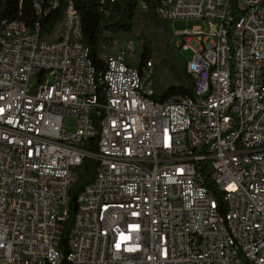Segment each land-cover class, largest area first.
<instances>
[{
    "label": "built area",
    "instance_id": "1",
    "mask_svg": "<svg viewBox=\"0 0 264 264\" xmlns=\"http://www.w3.org/2000/svg\"><path fill=\"white\" fill-rule=\"evenodd\" d=\"M152 2L206 24L172 34L191 96L159 101L131 42L96 70L74 0L0 23V264H264V0Z\"/></svg>",
    "mask_w": 264,
    "mask_h": 264
},
{
    "label": "trees",
    "instance_id": "2",
    "mask_svg": "<svg viewBox=\"0 0 264 264\" xmlns=\"http://www.w3.org/2000/svg\"><path fill=\"white\" fill-rule=\"evenodd\" d=\"M100 0H74L82 21L83 43L89 50V57L94 64L96 70H100L103 66L99 59L98 46L104 39L111 41V36L118 33H130L132 30L133 19L137 8V0H115L113 4H109V0H104L103 4ZM147 4V11L153 13L152 0H142ZM236 0H232L235 5ZM100 7L109 10L107 15L100 12ZM62 9L48 21L45 29L49 31L51 27L59 23L61 19ZM32 12L30 8V0H0V23L2 21L19 20L22 22H32ZM109 34V37H104ZM149 49L142 45L140 55V64L149 60ZM183 82L181 85L167 87L161 95L157 96L159 101L168 99L171 96H191L192 80L183 72ZM95 169V162L87 160L84 162L79 172L78 181L69 194V217L65 222L64 233L62 237V245L65 243L68 229L71 225L73 214L75 212V200L79 191L84 185L89 183Z\"/></svg>",
    "mask_w": 264,
    "mask_h": 264
},
{
    "label": "rangeland",
    "instance_id": "3",
    "mask_svg": "<svg viewBox=\"0 0 264 264\" xmlns=\"http://www.w3.org/2000/svg\"><path fill=\"white\" fill-rule=\"evenodd\" d=\"M130 33H118L111 36L113 42H109L106 49L107 55H113L124 51V43L131 42L135 51L134 59H127V64L136 68L142 45L149 49V57L154 65L153 90L157 95L169 86L181 85L183 82V72L186 62L192 57L190 50L180 49L177 38L173 33L187 31L195 27L205 28L206 24L202 20H174L161 21L154 14L136 8ZM60 28H56L55 35ZM74 120L65 121V127L70 131Z\"/></svg>",
    "mask_w": 264,
    "mask_h": 264
}]
</instances>
